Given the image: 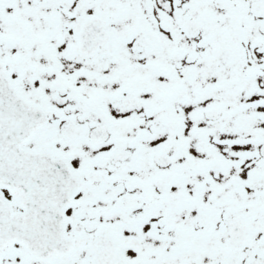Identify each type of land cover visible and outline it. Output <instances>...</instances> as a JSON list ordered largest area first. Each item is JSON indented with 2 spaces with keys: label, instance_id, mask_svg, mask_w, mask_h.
Wrapping results in <instances>:
<instances>
[{
  "label": "snow or ice",
  "instance_id": "obj_1",
  "mask_svg": "<svg viewBox=\"0 0 264 264\" xmlns=\"http://www.w3.org/2000/svg\"><path fill=\"white\" fill-rule=\"evenodd\" d=\"M0 264H264V0H0Z\"/></svg>",
  "mask_w": 264,
  "mask_h": 264
}]
</instances>
